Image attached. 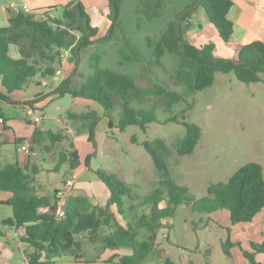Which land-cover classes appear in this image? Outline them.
Returning <instances> with one entry per match:
<instances>
[{"label": "trees", "instance_id": "16d2710c", "mask_svg": "<svg viewBox=\"0 0 264 264\" xmlns=\"http://www.w3.org/2000/svg\"><path fill=\"white\" fill-rule=\"evenodd\" d=\"M125 0H108L106 6L87 8L82 0H71L64 6L62 18H55L51 13H19L9 15V26L0 28V77L7 94L24 90L29 82L41 76L53 78L61 66V55L72 53L69 61L74 64L72 73L52 91L58 98L71 95L101 105L106 113L116 108L120 111L119 129L125 131L130 126L145 130L156 121L154 111H144L132 106V101L145 102L151 98H162L167 111L186 101L197 92L210 88L215 83L216 73H234L244 84L259 83L264 74V39L254 40L239 47L237 57L221 58L216 55V46L211 41L212 33L199 24L196 37H189L194 30L192 18L203 10L207 22L214 28L222 42L233 47L235 24L230 17L235 5L234 0H191L170 21L156 41L148 39V55L133 43L122 26V6ZM168 0H139L136 7V22L140 27L145 22H152L163 17ZM55 8V7H54ZM98 18L107 23L104 36L97 23ZM207 40L200 45V39ZM120 39L121 64L136 63L164 68L162 62L166 54L173 55L177 67L172 76L178 90L167 86L152 85L140 88L129 74L102 68L100 62L104 53L99 48L90 58L89 73L79 88H73L76 82L80 53L89 46H102ZM202 39V40H203ZM20 49L21 58L10 56V46ZM0 100L13 102L7 95L0 93ZM71 120H81L82 128L77 134L88 133L94 142L96 126L99 121L97 112L71 115ZM90 123H86L88 120ZM177 123L186 128L185 136L177 143L180 156L193 154L202 136L201 128L185 121V118L173 116L165 123ZM113 124H111V127ZM51 141L46 147L52 148L67 139L65 134L37 132L31 141L32 150L44 141ZM135 140V139H134ZM144 147L151 155L162 178L159 186L144 198V204L151 205V212L139 218L140 224H149L152 235L147 241L139 240V229L130 224L123 226L117 221V214L112 210L116 206L120 216L125 213L124 197L129 196L130 188L119 179L117 174H108L103 170L95 173L110 192V199L105 207L94 206L86 195L67 199L64 205L65 218L56 217V203L52 197L38 196L34 193L37 166L29 162L3 164L0 162V191L13 196L2 203L10 206L12 217L0 223V238L5 236L4 228L24 229L25 235L20 240L33 249L28 255V264H51L52 259L63 254H73L80 258L84 238L99 242L109 249L131 248L132 256L120 257L111 264H140L154 246L157 233L163 221L173 216L180 205H191L201 213L220 210L230 212L232 225L251 222L264 210V173L261 165L248 164L239 169L228 182L213 184L208 189L209 197L194 200L187 195V189L178 187L170 178V173L163 159L168 155V148L162 139L154 143L145 142ZM73 150V151H71ZM71 151V152H70ZM80 158L74 143L71 148L59 156L57 167L70 161L74 166ZM92 156L85 160L90 168ZM165 196L167 197L165 199ZM166 201L167 205H163ZM104 229L110 233L104 234ZM156 233V234H155ZM230 246V244H227ZM254 253H245L251 264H263L256 260L255 254L264 253V243H252ZM2 253L0 251V261ZM170 264L169 260L165 263Z\"/></svg>", "mask_w": 264, "mask_h": 264}, {"label": "rangeland", "instance_id": "374dc122", "mask_svg": "<svg viewBox=\"0 0 264 264\" xmlns=\"http://www.w3.org/2000/svg\"><path fill=\"white\" fill-rule=\"evenodd\" d=\"M24 1L32 11L55 6L50 15L62 18L64 6L71 0ZM82 1L89 8L108 4V0ZM189 2L191 0H168L162 18L145 22L139 27L135 13L139 0H125L121 15L123 29L133 43L141 48L142 53L148 55L150 50L148 39L156 41L167 24L175 20L177 13ZM203 12L200 10L192 18L194 30L189 32V37H196L199 24L211 33L213 29L211 41L216 46V55L235 59L236 47H228L222 42L217 31L206 21ZM97 23L102 29L100 35L102 37L107 29V23L101 18H98ZM257 38L263 40L262 37ZM202 39L200 45L206 42L207 37ZM250 40H247L245 45L253 42ZM121 44V40L116 39L106 45H94L83 49L77 68L76 82L79 85L76 83L73 88H79L80 84L85 82L90 71L88 65L90 58L101 48L104 51L100 62L102 68L129 74L140 88L159 84L167 86L170 90H178L172 78L177 67V60L173 55L167 53L163 58L164 68L158 66L151 68L146 64L136 63L121 64L119 52ZM71 57L72 53L69 58ZM64 67L66 78L74 64L68 60ZM261 78L262 81L259 83L244 84L234 73L218 72L212 87L195 93L186 101L175 105L171 111L165 109L162 98H151L145 102L133 100L134 108L152 110L156 114V121L149 124L145 130L130 126L121 131L119 129L121 113L117 108L106 113L96 102L76 99L71 95L49 101L37 111H33L30 106H17L0 100V111L10 118L11 126L17 131L18 136H22L17 148L23 143L30 144L25 135L27 131H35L28 124L35 114L45 117L43 125L48 129L47 132L65 134L69 139L52 146L50 152L38 151L39 155L34 158L37 165L51 169L50 173H43L42 177L46 183L53 181L58 187H63L61 180L66 171L69 168L71 170V166L67 163L59 173H55V165L60 154L71 148L73 140L79 151L81 163L92 156V167L96 171L100 169L108 174H117L130 188L129 196L124 197L125 213L122 216L127 219L126 221H136L151 212L152 206L144 204V198L159 186L162 178V173L158 171L143 145L145 142L154 143L158 139L165 141L168 155H163V159L171 180L178 187L187 189V195L196 201L209 197L208 189L211 185L228 182L239 169L248 164L261 165L264 173V74ZM47 80L52 81L51 78ZM38 87L43 93L49 90L45 86ZM90 112H97L99 115L94 142L90 141L87 132L77 134L83 122L71 120L70 117ZM173 116L180 119L184 117L185 121L198 125L202 130L199 144L191 155L180 156L177 152L176 145L185 136L186 128L173 122L165 123ZM90 122L91 119L86 123ZM48 143L51 144V141L48 140ZM16 158H18L16 151L9 148L0 156V162L15 163ZM82 186L88 192H97L100 189L88 182ZM52 188L47 185L43 187L44 192L55 200V191ZM43 189L37 187L38 192H43ZM3 195L6 194L0 191V223L3 218L12 217L11 207L1 204ZM163 205H167V202L164 201ZM166 223L172 224L174 239L171 242L165 240L162 245L167 253L166 258H170L175 264H251L245 253H254L252 243H264V210L251 222L234 226L228 210L201 213L194 210L191 205L184 204L176 207L173 216L166 220ZM15 232L8 236L10 244L5 243V237L0 238V245H3L5 251L3 264H21L25 261L26 255L22 251L24 245L16 239ZM255 258L264 264V253L255 254Z\"/></svg>", "mask_w": 264, "mask_h": 264}, {"label": "crops", "instance_id": "0c3cea01", "mask_svg": "<svg viewBox=\"0 0 264 264\" xmlns=\"http://www.w3.org/2000/svg\"><path fill=\"white\" fill-rule=\"evenodd\" d=\"M13 0H0V28L8 27L9 26V13L7 10V5ZM20 3H26L24 0H16ZM234 7L231 11L230 17L233 20L235 24V35L233 37V47H236L238 50L239 47H242L245 45V42L247 40L254 41L259 40L262 37L264 39V0H234ZM29 6V5H28ZM96 6H106V5H96ZM94 6V7H96ZM55 7V6H54ZM54 7L46 8L40 11H32L34 13H52V10L55 9ZM89 8V7H87ZM93 8V7H92ZM54 17V16H52ZM207 21V20H206ZM251 43V42H250ZM237 55V51H236ZM10 56L13 59H20L21 53L20 49L16 45L10 46ZM70 58L67 57L62 61L61 66L57 68V71L61 69L62 71V77L58 81L57 84L54 81L53 78L48 82V78H42L41 76H37L36 78L32 79L28 86L25 87L24 90L13 92L12 94H7L5 88L3 87L1 77H0V93L3 95H7L9 99L13 102H8L13 105L17 106H30L33 111H37L39 108H42L45 106V104L49 103V101H54L58 98L57 95H51L52 91L60 84L61 81L66 79L73 71L70 72L69 75H66L65 78V72H64V64L66 61H68ZM56 71V72H57ZM42 79H41V78ZM47 83L48 86H45L44 84ZM45 86L48 87V92H40L38 86ZM40 117L41 121L39 124L34 123V118ZM3 119V122H0V156L4 153H6V150L11 148L16 151V161L19 162L21 165H25L26 162H29L31 166H37L39 174L36 175L34 186V193L38 196H45L49 197L48 193L44 192L43 187H53L52 189L56 192L58 189H61V187L57 186V183L53 181L45 182V179L43 176V173H50L51 169L47 166H39L34 162V158H36L39 153L38 151H45L50 152L52 148H47L50 144L48 141H44L41 146H36L34 150H32V155H29L30 158H28V155L25 156L17 151V146L19 143V139H22V136H18L17 131L11 126L10 118L1 110L0 111V119ZM45 117H41L40 115L35 114L30 120L28 121L29 126L34 128V132L27 131V134L25 137L28 141H33L34 135L37 132L41 133H47V128L44 127L43 121ZM72 131V130H70ZM24 138V137H23ZM25 139V138H24ZM71 143H74L73 140ZM75 144V143H74ZM31 145V144H30ZM76 146V145H75ZM32 149V146H31ZM40 152V153H41ZM29 160V161H28ZM59 161V160H58ZM34 162V163H33ZM58 163V162H57ZM56 163L55 173H59L64 166L70 162H66L62 167L58 168ZM71 166V164H70ZM53 172V173H54ZM75 172L77 174V182L75 184L74 189H72L70 192L67 193V198L76 197L80 195H86L91 203L94 206L98 207H105L110 199V192L108 188L105 186V184L99 179V177L96 175V170L92 167V161L90 168L86 166L85 161L81 163V158H79L78 162L71 166V170L69 168L68 171H66V174L61 180L62 184L64 183L66 177L71 173ZM91 183L95 184L100 189L97 192H88L85 190V188L82 186L83 183ZM105 186V187H104ZM38 188H42L43 192H38ZM6 195H3L1 198V204L8 201L12 198L11 193L3 192ZM112 210L117 214V221L119 224L123 226H127V224L132 225L133 227L139 229V240L141 242L147 241L149 237L152 235V232L149 230V224H140L139 220H132V221H126L127 219L124 216H120L117 212L116 206H112ZM1 217V216H0ZM10 217V216H9ZM6 218H3V220ZM170 219V218H169ZM168 220V219H166ZM166 220L163 221V226L159 229L157 233V237L155 240L154 246L150 249V252L148 253L145 260L140 264H156V263H165L166 260H169L170 264H175L170 258H166V250L163 247V243L165 240L168 242H171L174 239V235L172 233V224H167ZM166 224L168 226H166ZM16 228H8L5 230V243L10 244V239L8 236L15 232ZM24 229H19L15 232L16 239L22 243L23 246V252L25 253V261H23L21 264L28 261V255L33 251L31 247H29L27 244L23 243L20 240V235L24 233ZM104 234L110 233L109 229H104ZM156 234V233H155ZM0 251L2 253L0 264H3V257L5 255V251L3 249V245H0ZM134 253L133 249L131 248H118V249H109L104 247L103 244L99 242H93L92 240L88 238H84L83 243V249L81 252L80 258H76L73 254L67 253L60 256H56L52 259L51 264H111L110 262H118V259L120 257L125 256H132Z\"/></svg>", "mask_w": 264, "mask_h": 264}, {"label": "built area", "instance_id": "2783aa9c", "mask_svg": "<svg viewBox=\"0 0 264 264\" xmlns=\"http://www.w3.org/2000/svg\"><path fill=\"white\" fill-rule=\"evenodd\" d=\"M7 10L9 15L13 14H19V13H31L32 10H30L29 6L26 3H20L16 0L11 1L7 5ZM70 56L69 52H65L61 55V58L64 60L67 57ZM62 77V71L59 69L55 76L53 77L55 82H58ZM45 86H48L47 83L44 84ZM41 121L40 117L34 118V123L39 124ZM0 122H3V119H0ZM17 151L25 156L32 155V149L31 145L29 143H23L19 145L17 148ZM77 174L75 172H71L65 179L63 183V187L61 189H58L55 192V203H56V217L58 219H63L65 218V211H64V205L67 201V193L70 192L72 189H74L75 184L77 182ZM25 231V230H24ZM25 235V232L22 234ZM23 264H28V261L23 263Z\"/></svg>", "mask_w": 264, "mask_h": 264}]
</instances>
